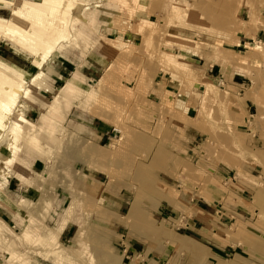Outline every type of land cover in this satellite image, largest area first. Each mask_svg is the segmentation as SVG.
Masks as SVG:
<instances>
[{"label": "rangeland", "instance_id": "1", "mask_svg": "<svg viewBox=\"0 0 264 264\" xmlns=\"http://www.w3.org/2000/svg\"><path fill=\"white\" fill-rule=\"evenodd\" d=\"M23 1L0 2V22L14 8L23 10ZM70 1L75 4L64 6L61 18L67 31L57 44L46 33L31 32L50 44L44 48L19 44L26 39L14 30L0 33V50L17 63L32 61L46 70L60 60L68 72L38 120L29 121L16 109L33 104L30 86L40 81L28 80L20 64L16 72L0 63L12 79L8 95L0 94V140L21 147L18 152L12 143L13 153L3 141L0 152L8 161L0 167L14 173L18 157L44 159V174L31 175L28 183H57V167L66 170L72 202L64 215L76 213V229L60 239L66 218L59 221L52 196L16 199L0 191V264H264V0ZM44 20L57 28L53 19ZM168 84L198 102L195 120L187 122L198 131L195 153L188 154L185 178L171 189L177 198L187 195L188 210L172 219L138 205L160 195L149 190L156 183L148 171L137 177L149 156L126 152L147 96ZM70 110L105 113L119 132L109 134L105 176L91 193L80 191L88 176L74 134L64 126ZM87 164L98 168L99 157ZM122 200L127 204L118 213ZM194 217L201 221L189 236L185 226Z\"/></svg>", "mask_w": 264, "mask_h": 264}, {"label": "crops", "instance_id": "2", "mask_svg": "<svg viewBox=\"0 0 264 264\" xmlns=\"http://www.w3.org/2000/svg\"><path fill=\"white\" fill-rule=\"evenodd\" d=\"M3 57L9 58L13 62L9 64L13 66L20 64L22 68H27V71L24 72L28 75V80L36 77L40 81L30 86V90L34 95L32 98L33 104H20L16 109L25 119L31 121L33 118H36L38 120L44 110L47 98L50 94L58 91L60 84L63 83V80H66V76L68 75L67 66L64 65L63 61H56L54 59L46 67V70L39 69L32 61L26 62V66L25 64L17 63L15 59L8 57L4 51L0 50V58L5 60ZM70 64H72V61ZM145 103L147 108L145 109L146 112L143 113V117H140L137 122L131 124L132 127H136L130 129L128 132L126 150L129 149V151L126 152L132 158L135 157L134 153L137 152L136 154H138L139 151L145 152L149 156V162L142 163L140 168L138 167L140 171L137 177L142 179L143 175L148 171L156 183V186L149 190L160 196L159 200H154V202L150 203L140 202L138 205L141 207H153L151 209L153 215L159 213L169 219L176 217L173 214L177 210H179L180 214L185 213L186 216V211L188 210L187 195L184 194L180 198H177L172 194L171 189L175 186L177 187L183 181L185 174L189 170V152L195 153L198 131L195 127L188 126L187 122L188 120H195L198 108L196 95L191 94L188 96L187 94H181L178 86L168 84L164 87L156 88L153 93L147 96ZM106 115L102 112L99 115L78 112L72 115V110H70L67 113V121L64 123V126L69 129V132L74 134L76 150H80V152L76 151V157L84 159V174L88 176L87 179L89 180L86 179L85 182L83 180V185L80 187V191L84 193L88 191L91 193L92 187H99L102 184L103 176H105L102 168L107 160L106 145L107 141L111 138L109 136L112 132L111 127L114 126L113 123L108 122ZM2 141H4V146L8 147L10 152H15L11 150L13 147L12 143L17 146L19 149L18 152L21 150V147L11 140L1 139L0 142ZM54 142L55 139L53 138ZM66 151L68 154L73 152L71 147ZM98 157V168H88L87 160L97 159ZM18 158L25 166L19 163L16 172L13 173L4 165L0 167V191L7 194L10 198L16 199L41 197L43 200H47L46 198L52 196V205L57 210L59 221H61L62 217L66 218L61 229L60 239L71 237L72 232L76 229V213L73 214V212L67 210V214L71 216L68 220L66 217L67 214L64 215L65 210L63 209L64 207H69L72 202L69 173L66 170L60 169L58 166L57 171H55L56 173L54 172L58 182H42L38 178L40 174H44L46 168L45 160L32 156V159L30 158L27 160L28 162H24L25 160L20 159V157ZM102 159H105V161H102ZM5 161H8L7 156L0 152V163ZM31 175L38 176L37 182L30 180V183H28ZM24 181L27 182L25 183ZM124 203L127 204L125 200H122L120 204H116L118 213H121L120 208ZM195 205L199 206L198 203H195ZM208 206L210 205L208 204ZM133 208L131 207L128 211L126 218L132 216ZM201 212L204 213L202 209ZM203 213L199 211L198 215L204 218L205 214ZM200 221L201 219L198 217H194L188 221L185 229L189 236L190 232H198L196 224ZM115 223L122 230L125 229L121 222L115 221ZM133 244L127 240V245L132 246ZM183 245L189 246L190 244L184 243ZM187 250L192 251L193 248Z\"/></svg>", "mask_w": 264, "mask_h": 264}, {"label": "bare ground", "instance_id": "3", "mask_svg": "<svg viewBox=\"0 0 264 264\" xmlns=\"http://www.w3.org/2000/svg\"><path fill=\"white\" fill-rule=\"evenodd\" d=\"M0 2L3 4H7L6 3L7 0H0ZM23 2H24L23 10L14 8L9 19H7L6 21L0 22V33L3 32L1 34L6 35L5 32L14 30L22 34L24 38L26 39V40L22 39L19 44H23V42L24 44H27L26 42L28 41V43L34 47L36 46H41L42 48L47 47L48 45H50L48 42H51L52 44H57L58 41L63 37V34H65V32L67 31V25L64 24V22L61 20L63 13H65L63 10V7L65 6L66 8V7L71 6L72 3L73 4L75 3L71 2L70 0H67V1L65 0H38L37 2H31L29 0H24ZM31 6L33 8L34 6L35 7L41 6L42 7L41 9L45 10L46 12H42L41 9L39 8L33 9L31 8ZM79 9H80V6H77L74 11V14L77 13ZM45 18L53 19L54 21H56L55 25L57 28H55L54 24H52L51 22L49 23L46 20H44ZM77 19L79 20V17L75 18V20ZM32 31L36 32L38 35L46 33L48 42L39 40L35 38L34 36H32L31 34ZM32 38H34L33 41L31 40ZM14 46L17 47V45L15 44ZM42 48H39V49H42ZM18 50L20 51L19 46H18ZM30 50H32V48H30ZM38 52H41V51L38 50ZM0 63L8 66L9 68H12L16 72H18L17 70H19L20 72L22 71L21 69L17 67L7 65L3 61H0ZM11 84H12V79L8 75L0 71V86H1L0 94L8 95V92L7 90H5V88L9 89L8 86H10ZM0 108L2 110L4 109V107L2 106H0ZM9 130L11 129L9 128L8 131ZM3 139L4 138H2V140ZM2 143L3 141L0 142V144Z\"/></svg>", "mask_w": 264, "mask_h": 264}, {"label": "built area", "instance_id": "4", "mask_svg": "<svg viewBox=\"0 0 264 264\" xmlns=\"http://www.w3.org/2000/svg\"><path fill=\"white\" fill-rule=\"evenodd\" d=\"M7 1H11V0H7ZM112 132H115L116 134L119 133V132L116 131L115 129H113Z\"/></svg>", "mask_w": 264, "mask_h": 264}]
</instances>
